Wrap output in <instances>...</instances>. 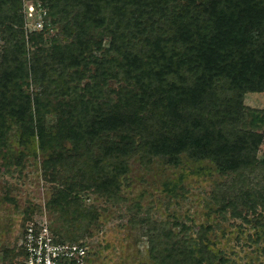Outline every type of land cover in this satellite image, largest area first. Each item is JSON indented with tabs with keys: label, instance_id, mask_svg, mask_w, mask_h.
<instances>
[{
	"label": "trees",
	"instance_id": "1",
	"mask_svg": "<svg viewBox=\"0 0 264 264\" xmlns=\"http://www.w3.org/2000/svg\"><path fill=\"white\" fill-rule=\"evenodd\" d=\"M39 1L57 34H25L21 0H0V145L15 131L17 145L42 155L54 238L90 234L98 211L85 196L116 200L130 159L146 168L183 157L226 177L210 192L214 211L252 214L264 240V132L254 128L264 110L242 101L264 92V0ZM146 223L156 264L226 263L206 248L205 227L176 236ZM22 253L2 249L3 264Z\"/></svg>",
	"mask_w": 264,
	"mask_h": 264
},
{
	"label": "rangeland",
	"instance_id": "2",
	"mask_svg": "<svg viewBox=\"0 0 264 264\" xmlns=\"http://www.w3.org/2000/svg\"><path fill=\"white\" fill-rule=\"evenodd\" d=\"M37 1L21 0L24 33L40 31L46 25L49 36L57 34L58 26L49 23L45 8L41 25L36 26L38 17L33 7ZM108 38L106 33L103 40ZM242 101L247 107L264 110V92H246ZM249 119L250 115H245L246 126L251 127ZM41 123L46 131L53 130L52 115ZM254 128L264 132L261 124ZM15 133H8L5 145H0V257L2 249L17 246L23 218L29 213H44L53 227L60 225L57 215L50 214L45 206L52 185L42 179V155L17 145ZM18 151H23L22 157L17 156ZM256 157L264 159V137ZM225 180L207 161L198 163L182 157L176 164H165L153 159L145 168L135 157L130 159L116 200L85 196L84 203L96 206L98 219L88 229L90 234H82L77 240L87 248L83 264H156L147 250V217L161 222L172 233L178 232L176 236L185 228L186 236L196 237L199 227H205L206 248L215 257H223L225 264H264V240L255 235L261 229L253 215L231 217L228 212L219 215L214 211L210 192L217 182ZM171 184L174 192L168 191ZM164 240L168 242L169 238ZM211 264L220 263L214 259Z\"/></svg>",
	"mask_w": 264,
	"mask_h": 264
},
{
	"label": "built area",
	"instance_id": "3",
	"mask_svg": "<svg viewBox=\"0 0 264 264\" xmlns=\"http://www.w3.org/2000/svg\"><path fill=\"white\" fill-rule=\"evenodd\" d=\"M43 9L39 1L33 7L37 12V27L41 25L39 20L43 19ZM17 247L23 253L14 257L12 264H83L87 253L86 246L78 241L56 240L48 230L44 213L32 216L31 220L23 224ZM0 264H3L1 257Z\"/></svg>",
	"mask_w": 264,
	"mask_h": 264
}]
</instances>
